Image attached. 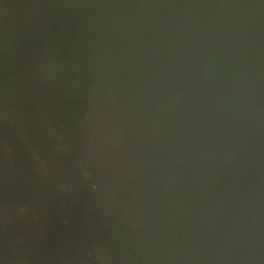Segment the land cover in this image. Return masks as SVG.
Listing matches in <instances>:
<instances>
[{
	"label": "trees",
	"instance_id": "trees-1",
	"mask_svg": "<svg viewBox=\"0 0 264 264\" xmlns=\"http://www.w3.org/2000/svg\"><path fill=\"white\" fill-rule=\"evenodd\" d=\"M0 264H264V0H0Z\"/></svg>",
	"mask_w": 264,
	"mask_h": 264
},
{
	"label": "flooded vegetation",
	"instance_id": "flooded-vegetation-1",
	"mask_svg": "<svg viewBox=\"0 0 264 264\" xmlns=\"http://www.w3.org/2000/svg\"><path fill=\"white\" fill-rule=\"evenodd\" d=\"M94 134H95V130L87 133L85 137H84V135H82L83 139L84 138L85 139L80 144L81 145V151H82V153H84L85 157H91L92 155L96 154V162H97L96 163V167H100V165L98 164L100 162L99 160L101 159V157H106L107 149H106V147L103 144H101V142H100L101 139L100 138L98 139L97 142H95V139L93 138ZM64 148L67 149V146L65 145V146L62 147V149H59V153H60L59 157H61V155L63 154L62 150H64ZM66 155L67 154H64V157ZM117 158L118 157H116V159L112 158V162H115L116 165H118V159ZM105 162H108V164L111 163L110 161H105ZM101 164H103V163H101ZM103 166H107V165L105 164ZM116 169H118L117 166H116ZM103 179L106 180L105 174H103ZM112 189H114V191H117L115 188H112Z\"/></svg>",
	"mask_w": 264,
	"mask_h": 264
},
{
	"label": "rangeland",
	"instance_id": "rangeland-1",
	"mask_svg": "<svg viewBox=\"0 0 264 264\" xmlns=\"http://www.w3.org/2000/svg\"><path fill=\"white\" fill-rule=\"evenodd\" d=\"M115 147V150L117 151V147H116V145L114 146ZM96 159V158H95ZM108 159V156H106V157H103V160H107Z\"/></svg>",
	"mask_w": 264,
	"mask_h": 264
}]
</instances>
